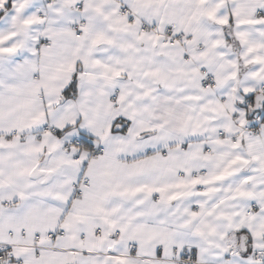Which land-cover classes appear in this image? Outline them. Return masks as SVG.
<instances>
[{
	"label": "snow or ice",
	"instance_id": "obj_1",
	"mask_svg": "<svg viewBox=\"0 0 264 264\" xmlns=\"http://www.w3.org/2000/svg\"><path fill=\"white\" fill-rule=\"evenodd\" d=\"M0 264H264V0H0Z\"/></svg>",
	"mask_w": 264,
	"mask_h": 264
}]
</instances>
